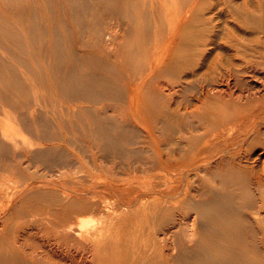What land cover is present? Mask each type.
<instances>
[{"label": "bare ground", "instance_id": "6f19581e", "mask_svg": "<svg viewBox=\"0 0 264 264\" xmlns=\"http://www.w3.org/2000/svg\"><path fill=\"white\" fill-rule=\"evenodd\" d=\"M10 1L3 9L24 17ZM59 2L64 13L53 15L67 33L49 26L38 52L51 58L67 124L55 130L39 110L28 117L29 88L0 62V83L22 91L19 121L35 138L0 137V175L24 186L0 185V264H264V0H181L168 23L176 48L153 47L146 70L131 42L137 14L153 23L154 10L136 13L134 0ZM68 19L74 37L92 32L81 55L77 46L64 51ZM26 28L43 31L35 15ZM132 65L136 84L125 72ZM163 78L162 89L155 82ZM143 114L146 127L136 122ZM86 215L102 225L88 228Z\"/></svg>", "mask_w": 264, "mask_h": 264}, {"label": "rangeland", "instance_id": "374dc122", "mask_svg": "<svg viewBox=\"0 0 264 264\" xmlns=\"http://www.w3.org/2000/svg\"><path fill=\"white\" fill-rule=\"evenodd\" d=\"M28 1L29 0H16V1L11 0L10 1V4H12V8L22 7L23 9H25L26 14L24 15V17H20L13 10L6 11V9H3L4 2H3V0H0V32H1L0 33V62L6 66V69H5L6 73H9L11 76L16 77L15 81L19 85L22 84L25 87L29 88L28 95H29V98L31 100L30 102L32 104V108L27 110V112H26L28 117H29V114L31 111L37 112L39 110L40 114L44 117V120L46 122L52 123L53 126L55 127V130L56 129L59 130L61 127L65 126L67 124L66 118H64L65 113L63 112V111H65V107H67L66 106L67 103L65 101L61 100V98H62L60 96L61 91H59L60 89H59V87L57 88V84L54 81V78H56L57 74L56 73L52 74V72H50L51 68H49V67L51 65L50 63H52L50 60L51 58H49V57L47 59L42 58L39 56V52L43 51V53H44V51L46 49L45 48L42 49V47H45V44H46V46L49 45L50 35L52 34V33H50V29L53 30V28L55 26L58 34H60V36H62V37H63V35L64 36L66 35L67 31L62 26L64 24L63 23L59 24L58 20L56 22V18L53 15L54 9L60 10L59 0H49L50 6L47 4V2L45 0H30L29 1L30 3ZM56 1L58 2V4H56L57 3ZM134 1L136 3V4L135 3L134 4L137 7V8H135L136 13L137 12L141 13L142 11L149 12L151 9L154 10V12H155L153 23H152V20H149L147 22L149 17H146L145 14H144L145 16H143V17H141L137 14V16H138L137 21L138 20L139 21L138 22L136 21V24H137L136 27H137V31L139 33L137 32V34H136L138 36L136 39V42L133 39L134 43H137V44L134 45L133 40L131 42V44H132V46H134V48L137 47L141 50L142 53H144L145 57H144V59H142V63H143V69L146 70L148 67V64L151 63L150 61H152L151 54L153 53V51H155L154 49H156L157 51H163V50L169 49L168 51H166V54H170V53L172 54L173 51L175 50L176 47L173 46L172 44H170V46H168L169 41H167V40L171 36L169 34L170 31H169L168 23L170 21V18H173V16L175 17V19L177 18V15L179 14L178 12L180 11L178 9L180 7L181 0H161V1L160 0H152L153 2L151 0H134ZM54 2H56V3L54 4ZM158 2H159V4H158ZM41 4H42V6H41ZM182 4H183V1H182ZM26 6H27V8H26ZM206 8H207V6H204L203 9L206 10ZM211 10H212V8L208 11V12H211L210 15L217 13L216 11H214V10L211 11ZM226 10L227 9H223L222 12L226 13ZM43 11H45V12H43ZM157 12L160 14H158ZM59 13L63 14L64 11L60 10ZM32 15H35L36 17H38L39 21L41 22V25L43 28L42 32H40V33L36 32L35 33V32H32L31 29L28 30L26 28V25H28V23L30 22ZM158 15H159V17H158ZM166 16H168L169 20L167 19ZM81 18H86V17L82 16L79 19H81ZM88 18L89 17L86 18L87 23L91 19V18H89V19ZM47 20H48V22H47ZM162 21H164V22H162ZM72 22L73 21L68 19V22L66 23V25L68 26L67 27L68 32L70 33L71 36L68 39L69 41L68 40L65 41V46L66 45L67 46L64 47V51L67 49V47L68 48L70 47V49H67L68 53L70 54V50L73 49L72 47L77 46L76 47V49H78L77 52L79 53V55H81L85 51L90 49L88 44L92 40V37H93L92 32H90V33L89 32H81V33H83L82 36L80 35L81 38L79 36H78V38H77V36L74 37L78 28H76ZM220 22L221 21H218V23H220ZM155 23H157V24L159 23L157 27H155V25H154ZM88 24H90V23H88ZM148 24L150 25V28L152 27L151 29H153V32H151V34H150L151 38L147 39L145 41L143 31H144V28H146V26ZM109 25H112L111 26L112 28L109 32L112 35L113 32L116 31L115 21H112V23H109ZM49 26H50V29H47V28H49ZM160 26H161V28H160ZM158 28H160V29H158ZM89 31H90V28H89ZM9 32H11L13 34V36H14L13 38H18L20 41L15 40V42L13 41L14 43H11L9 41V39H11L12 35ZM48 32L50 34H47ZM154 32L156 35H154ZM71 33H73V34H71ZM25 36H28V37L25 38ZM83 36H84V39H83ZM155 36H157V37H155ZM30 38H32V39H30ZM71 38H72V40H71ZM23 39H25V40H23ZM86 39H87V41L88 40H90V41L87 42ZM82 40L83 41L85 40L86 42L83 43ZM26 41H30V42L26 43ZM67 41H68V43H67ZM44 42H45V44H44ZM80 42H81V44H80ZM37 44H39V45H37ZM85 44H87V45H85ZM78 45L79 46L81 45V46L79 47ZM116 46H117V43H113V45H111L109 47V50L107 51L108 55L113 56L116 53V48H117ZM153 47H154V49H153ZM39 48H40V50H37ZM160 48H161V50H160ZM165 48H167V49H165ZM80 50H83V51H80ZM33 52H35V53H33ZM34 54H36V55H34ZM34 56H36V57H34ZM139 56H138V58H139ZM137 61H138V59H137ZM146 62H147V65L145 64ZM68 63H70V59H68ZM63 64H67V62H64ZM129 67L125 70V72L129 75L130 79L135 81V84H136L139 81L138 77L140 76V74H138V72H136V70L133 68L134 67L133 65L129 66ZM116 68H117V70H120V69H118L117 66H116ZM49 76L51 78H53L52 81H51V78ZM58 76L60 77L61 75L58 74ZM117 79L118 78L115 76L116 83H118V85H120V82ZM168 79L169 78L158 79L155 83L156 84L162 83L161 86L162 85L164 86L169 81ZM254 84H256V83H254ZM2 86H3V84L0 83V96L4 95V93H9L10 96H12V98H14L16 103H13L10 106L11 107L10 108L9 106H7L3 102V100L0 97V132L2 135V136L0 135L1 139H4V138L15 139L16 141L25 139L27 141H35L34 136L32 137V136L28 135L23 130V128H21L22 124L19 121V116H20L19 114L22 113L21 103H20V100L22 98V91H20L16 88L14 82L13 83L11 82L10 84H8V87H6V88L2 87ZM163 86H162V89H163ZM193 96L194 95H192V94H188V97L190 100L193 99ZM107 103L111 106V109L114 108V106L112 105L111 102H107ZM118 106L120 107L119 104L117 105V107ZM181 109H184V108L182 107ZM123 110L119 109V112H122ZM123 113H124V111H123ZM126 113H127V116H129L131 118V115L127 111H126ZM109 114H111V112H109ZM143 117L145 120L144 123H142L140 120H138L136 118V122L137 123L139 122L138 125L140 127H146L148 124V120L145 119L146 117L144 116V114H143ZM143 124H145V125H143ZM3 134L4 135L6 134L7 137L6 136L3 137ZM68 136L71 137L70 134ZM80 146L82 148H84V143L82 142V140L78 144V147H80ZM115 168H114L115 173L116 172L118 173V171H119V170H117L118 169V163L116 164ZM43 172H44V174H43ZM40 174L45 176V175H47V171L41 169L38 172V170H37V175H40ZM6 176H7V178H9L8 180H7ZM5 178H6V182H5ZM8 182H9V184H7ZM10 183L11 184L13 183V185H11ZM20 184H21V181H19L17 178L12 177L11 175H8L5 173H3V174L1 173L0 185H2V186L4 185L6 188H8V190L10 192H14L16 190L21 189V187L22 188L24 187L23 182H22V185H20ZM98 216L99 215H86L83 218H81V220H83L84 224L87 227L89 226L88 228H92L91 226H94L95 224L97 225L95 227H99L102 225V220H99V219H101V217H98ZM97 218H99V219L97 220Z\"/></svg>", "mask_w": 264, "mask_h": 264}]
</instances>
